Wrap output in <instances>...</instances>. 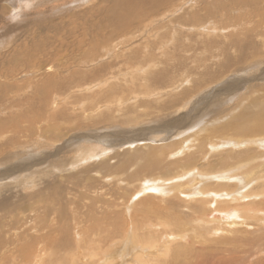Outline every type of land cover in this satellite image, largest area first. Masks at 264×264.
<instances>
[{
    "label": "rangeland",
    "instance_id": "1",
    "mask_svg": "<svg viewBox=\"0 0 264 264\" xmlns=\"http://www.w3.org/2000/svg\"><path fill=\"white\" fill-rule=\"evenodd\" d=\"M38 1L0 0V264H264V219L218 218L239 192L264 211V150L228 143L264 101V0H149L97 30L109 0ZM163 144L185 151L143 168Z\"/></svg>",
    "mask_w": 264,
    "mask_h": 264
},
{
    "label": "bare ground",
    "instance_id": "2",
    "mask_svg": "<svg viewBox=\"0 0 264 264\" xmlns=\"http://www.w3.org/2000/svg\"><path fill=\"white\" fill-rule=\"evenodd\" d=\"M36 1V0H35ZM149 0H109V2H110V6H111V4L113 5H116L115 7L116 8H114V9H111L112 10V12L110 13V15H108V16H106V15H103L101 18H100V20H99V22L97 21L95 24H94V28H95V30H97V28L98 27H100V29H103V28H105L106 26H109V25H111V24H117V23H119V21H121L123 18H121V17H125L126 15L128 16V15H130L131 14V12L129 11V9H131V8H133V6H134V10H136V9H140V8H143V7H140L139 8V6H142V5H144V4H146L147 2H148ZM154 1V0H153ZM160 1V0H159ZM37 2H39L38 0H37ZM35 4H36V2H35ZM34 4V5H35ZM39 5V4H38ZM36 6V5H35ZM110 6H109V8H110ZM150 6V5H149ZM152 6V5H151ZM151 6L150 7H148V8H150V9H152L151 8ZM37 7V6H36ZM118 7H121L122 8V13H120L119 12V10H118ZM36 10L40 13L41 12V10H38L37 8H36ZM109 10V9H108ZM111 10H109V11H111ZM144 10V9H143ZM149 10V9H148ZM37 11H36V13H37ZM51 11V10H50ZM55 11V10H54ZM107 11V10H106ZM109 11H108V13H109ZM140 11H142V10H140ZM52 12V11H51ZM50 12V13H51ZM135 12V11H134ZM137 12V11H136ZM135 12V13H136ZM165 12V11H164ZM39 13H38V15H39ZM56 13V12H55ZM107 13V12H106ZM107 13V14H108ZM119 13H120V15H119ZM45 14V13H44ZM52 14V13H51ZM54 14V13H53ZM134 13H133V10H132V15H133ZM138 14V13H137ZM136 14V15H137ZM147 13H145V15H146ZM135 15V16H136ZM139 15H140V12H139ZM105 16V17H104ZM44 17V16H43ZM36 18V17H35ZM34 18V19H35ZM118 25V24H117ZM93 26V25H92ZM119 26V25H118ZM117 28H119V27H117ZM182 44V43H181ZM183 46H184V44H182ZM181 46V45H180ZM41 44H37L36 45V50H34V51H41L42 52V49H41ZM157 47V46H156ZM162 46H160V48H161ZM195 47V46H194ZM150 48V47H149ZM183 48V47H182ZM196 49V48H195ZM195 49H192V50H195ZM157 50H158V47H157ZM200 50V49H199ZM156 51V50H155ZM184 51V50H183ZM185 51H187V49H185ZM219 51H220V49H219ZM144 52V51H143ZM187 52H189V51H187ZM198 51H197V49H196V53H197ZM221 52V54H223L224 53V51L222 50V51H220ZM48 53V52H47ZM145 53V52H144ZM153 53H155V52H153ZM18 54H22V57L23 58H21V60L23 59L24 60V62H26V64H25V66H31L32 64H33V57H34V55H35V53L34 52H32V56L28 53V51L26 50L25 51V49H24V51L22 52V53H18V52H15L14 53V56L13 57H11V62L14 64V65H16V64H18V62L20 61V59H19V61H17V59L19 58L18 56H21V55H18ZM51 54V53H50ZM179 54V53H178ZM204 54H205V52L203 51L201 54H200V64L202 63V61H203V56H204ZM143 55V54H142ZM145 55V54H144ZM143 55V56H144ZM188 55V53H186V56ZM24 57L26 58V60L24 59ZM48 58V57H47ZM150 58V57H149ZM148 58V59H149ZM181 58V57H180ZM202 58V59H201ZM152 61L151 62H149V66L150 65H156V63H157V58H155L154 56H152ZM198 60H199V58H198ZM161 61V60H160ZM21 62V61H20ZM23 62V61H22ZM21 62V63H22ZM166 62V61H165ZM20 63V64H21ZM142 63V62H141ZM168 64H170V62L168 61L167 62ZM19 64V65H20ZM140 64V63H139ZM167 64V67L169 66ZM52 67V66H51ZM51 67H49V69H51ZM155 67V66H154ZM147 68V67H146ZM166 68V67H165ZM164 68V69H165ZM181 68H182V66H181ZM208 68V67H207ZM197 69V70H196ZM198 69H199V67H193L192 69H189V68H187V66H186V68H185V71H187V72H189L190 71V73L191 72H193V71H196V72H199L200 73V71H198ZM193 70V71H192ZM183 73V72H182ZM194 74V73H193ZM193 74H192V76H193ZM156 75V74H155ZM154 75V76H155ZM55 76V75H54ZM154 76H152L151 78L153 79L154 78ZM184 76V75H183ZM188 76H190V75H188ZM192 76H190V77H192ZM207 76V75H206ZM156 77V76H155ZM162 77V74L159 76V77H156V79L157 80H155V84H157V82L158 81H160L161 78ZM194 77V76H193ZM186 78V81H187V79H188V77L186 76L185 77ZM49 83H51V81H52V78L51 77H48L47 79H46ZM154 81V80H153ZM152 81V82H153ZM131 82V81H130ZM147 83V82H146ZM144 84V83H142L141 85H147L148 86V84ZM6 85V84H5ZM120 85H123L122 83L120 84ZM129 85H131V84H129ZM153 85V84H152ZM151 85V86H152ZM137 86V85H136ZM138 87V86H137ZM117 88V87H116ZM128 88V87H127ZM9 89V88H8ZM119 89V88H118ZM120 89H122L123 90V87H121ZM140 89V88H139ZM127 91V90H126ZM123 92H125V90H123ZM130 93H131V91H129ZM140 92H144L145 93V90L144 89H142V87H141V91ZM31 93V92H30ZM114 93H118V92H115L114 91ZM151 93V92H150ZM125 94V93H124ZM141 94V93H140ZM191 94V91L187 88V89H185V91L183 92V94H180V96L178 95V97L177 98H175L176 100L178 99V101H182L183 99H185V98H188V96ZM152 95V94H151ZM20 96V95H19ZM118 96V95H117ZM141 96H142V94H141ZM111 97V96H110ZM116 97V96H115ZM129 98V97H128ZM109 99V98H108ZM112 101V100H111ZM120 101H121V99H120ZM126 101V100H125ZM259 101V100H258ZM113 102V101H112ZM117 102V101H116ZM18 104H19V101L17 102ZM21 103V102H20ZM118 103V102H117ZM176 103V102H175ZM175 103H173L172 105H174ZM255 104V106H258V108H257V110L255 109V112L253 113V112H249L248 114H247V119L246 120H243V117H239L238 119L239 120H243L245 123H246V125L245 124H243V125H236L237 126V129L239 130V132H240V134L239 135H241V136H245V137H248V138H246L245 140H237V141H235V143H233V142H230L229 140V142L227 141V139L229 138H227V139H224L223 140V138H221L220 139V142L222 143H229V145L231 144V145H234L235 147H237V146H241V147H247V146H249V145H257V147L255 148V146H254V148L255 149H257V148H262V150H264V101L262 102H255L254 103ZM12 105V104H11ZM145 104H141V107H143ZM171 105V104H170ZM16 107V106H15ZM18 108H20L19 106H18ZM136 108V107H135ZM170 108V107H169ZM144 109V108H143ZM17 110V109H16ZM167 110V109H166ZM206 128V127H205ZM205 130V129H204ZM203 131V130H202ZM201 131V132H202ZM200 132V131H199ZM199 132H197V133H199ZM204 132V131H203ZM196 133V134H197ZM18 135V134H17ZM227 135V134H226ZM193 136V135H192ZM195 136V135H194ZM1 138H3V137H1ZM191 139L189 140V138L187 139V140H189L190 142H192V137H190ZM220 138V137H219ZM232 139H233V137H232ZM186 140V141H187ZM196 140V139H195ZM222 140V141H221ZM226 140V141H225ZM186 141H182L181 143H182V145L186 142ZM205 141V140H204ZM233 141H234V139H233ZM190 142L186 145V146H190ZM219 142V141H218ZM204 144L205 143H201V149H205L204 148ZM216 145L218 144V143H215ZM220 145V144H219ZM185 145L184 146H182V148L183 147H186ZM150 147V150L149 151H151L149 154H147V155H145L144 157H146V159L144 160V166H143V168L145 167L146 168V166L148 165V163H149V165L151 166V168L152 167H155V166H157L158 168H160L161 167V165H163L164 164V162H165V160L167 159V157L169 156V154L172 156V158H175L176 156H178V155H182L183 153H184V151H185V148H183V149H180V148H178V146L177 147H175V148H173V149H170L169 150V146H164V144H163V146H159V147H154V146H149ZM250 147V146H249ZM210 148H212V149H216V147H210ZM188 149H190V148H187V150ZM212 149L210 150V151H212ZM250 149V148H249ZM91 151H86V152H84V153H82V152H80V154H79V157H78V159H77V161L79 160V161H81V160H84V161H86V160H88L89 158H92V157H94L93 155V149H90ZM247 150H248V148H247ZM209 151V152H210ZM148 152V151H147ZM249 153V152H248ZM250 154H252L251 152H250ZM143 155V152H141V151H136L135 153H134V155L132 154V156H134V158H135V160L137 159V158H139V157H141ZM246 155V154H245ZM255 154H253V156H254ZM97 156V155H96ZM95 156V157H96ZM257 156V155H256ZM133 158V159H134ZM253 158H255V156L254 157H252V159ZM262 158V157H261ZM131 159V158H130ZM133 159H131V160H129V164H131V161L133 160ZM141 159V158H140ZM197 159V158H196ZM249 159V158H248ZM259 159V158H258ZM256 160H257V158H256ZM260 160V159H259ZM258 161V160H257ZM248 162V161H247ZM255 162V161H254ZM78 163V162H77ZM250 164V163H249ZM187 165V168L189 167L190 168V166H188V164H186ZM191 165V164H190ZM160 166V167H159ZM185 166V165H184ZM146 170V169H145ZM183 170V169H182ZM172 171H174V170H172ZM184 171V170H183ZM186 172V171H185ZM191 172V171H190ZM212 172V171H211ZM210 172V173H211ZM225 172V171H224ZM166 173V172H165ZM165 173H163V175L165 174ZM174 173H175V171H174ZM188 173V172H187ZM194 173V172H193ZM195 173H198V172H195ZM177 174V173H176ZM181 174V173H180ZM183 174V173H182ZM227 174V173H226ZM166 175H167V173H166ZM169 175H170V173H169ZM169 175H167V176H165V177H161V178H150L151 180H150V182L148 183L149 185L150 184H156V183H158V184H164L165 183V181L166 180H164V179H166V177H168ZM178 175V174H177ZM190 175V174H189ZM192 175H194V174H192ZM198 174H196V176H197ZM209 175V174H208ZM219 175V174H218ZM171 176V175H170ZM195 175H194V178L196 177ZM219 176H224L225 177V173H223V174H220ZM182 178H184V176H181ZM191 177V176H190ZM205 177H207V176H205ZM209 177V176H208ZM226 177H228V176H226ZM170 178V177H169ZM174 178H177V177H175L174 176ZM173 178V179H174ZM179 178H180V176H179ZM188 178H189V176H188ZM187 178V179H188ZM197 178V177H196ZM198 178H199V176H198ZM197 178V179H198ZM193 179V178H192ZM191 179V180H192ZM224 179V178H223ZM227 179H229V178H227ZM184 180V179H183ZM196 180V179H195ZM208 180H209V178H208ZM232 180V179H231ZM189 181V180H188ZM187 181V182H188ZM168 182H169V180H168ZM179 182V181H178ZM186 182V183H187ZM196 182V181H195ZM208 182H210V181H208ZM221 182V181H220ZM220 182H218V183H220ZM248 182H250V180L249 181H247V180H242L241 179V181H240V183H238V185H239V189L238 190H242V188L241 187H243V186H246V185H248ZM212 183V182H211ZM225 183H227V182H225ZM230 183V182H229ZM232 183V182H231ZM228 184V183H227ZM147 185V183H144V186H146ZM185 185V184H184ZM187 185H188V183H187ZM210 185V184H209ZM231 185V184H230ZM233 185H237V183H235V184H233ZM237 185V186H238ZM201 186V185H200ZM214 186V185H213ZM219 186V189L221 190V189H226V188H230L228 185H224V183L222 182V183H220L219 185H217V186H215V187H218ZM194 187V186H193ZM204 187V186H203ZM235 187V186H234ZM251 188V187H250ZM168 189H169V187H168ZM209 189H212V188H209ZM213 189H215L214 187H213ZM204 190V189H203ZM206 190V189H205ZM149 191V190H148ZM165 191H166V189H165ZM168 191V190H167ZM250 191V190H249ZM239 192V191H238ZM244 192H246V191H244ZM199 193V192H198ZM247 193H248V189H247ZM247 193H245V194H247ZM259 193H262V192H259ZM257 195V194H256ZM255 195V196H256ZM259 195V194H258ZM257 195V198L259 197ZM237 196L239 197V198H242V199H246V197H244V196H242V194L239 192V193H236V196H233L231 199H225V200H223L222 201V203H220V205H222V206H220V208L222 209V211L221 212H219L218 213V218H220L221 220L222 219H224V218H226V219H229V220H231V219H235V217H239V215H240V211L242 212H244V215H246V216H244V218H246V217H248L247 215L249 214V215H254V216H251L250 218H255V219H258V221H259V219H264V211H262V210H260V204H258V202L256 201V199H254L253 201H250V202H244V203H246L244 206L243 205H241V203H242V201L241 200H239L238 201V198H237ZM209 198V197H208ZM195 199V198H194ZM204 199H206V198H204ZM259 199V198H258ZM226 200H228V201H226ZM194 201V200H193ZM196 202H197V200H195ZM207 201V200H206ZM192 203V202H191ZM195 203V202H194ZM205 204H206V202H204ZM208 203V202H207ZM203 204V203H202ZM230 204V205H229ZM197 205H198V202H197ZM204 205V204H203ZM202 205V206H203ZM207 205V204H206ZM205 205V206H206ZM239 205V206H238ZM194 207V206H193ZM207 207V206H206ZM210 207V206H209ZM204 208V207H203ZM208 208V207H207ZM202 209V208H201ZM204 210V209H203ZM208 210V209H207ZM210 211V210H209ZM198 212V211H197ZM208 212V211H207ZM193 214V213H192ZM191 214V215H192ZM196 215H198V214H196ZM196 215H194L193 214V216H196ZM202 216V215H201ZM211 217V216H210ZM224 217V218H223ZM186 218V217H185ZM203 219L205 218V215H203V217H202ZM196 220L195 221H197V218H195ZM213 219V218H212ZM226 219H224V220H226ZM246 219H248V218H246ZM183 220H185L184 218H183ZM186 220H188V219H186ZM185 220V221H186ZM189 220L191 221V218H189ZM200 220H201V217H200ZM205 220H206V218H205ZM177 221V220H176ZM198 221H199V219H198ZM202 221H204V220H202ZM202 221H199L198 222V224L200 225V226H202V224H200ZM209 221V220H208ZM188 222V221H187ZM212 222V221H211ZM210 222V223H211ZM218 222V221H217ZM233 222V223H232ZM232 222H230L229 224H228V226L230 225V226H232V227H234V226H237V225H241L240 223H244V221H242V222H240V220H233ZM173 223V222H172ZM185 224H186V222H184ZM196 223V222H195ZM206 224H207V222H205ZM209 223V222H208ZM197 224V223H196ZM197 224V225H198ZM174 225V224H173ZM210 225V224H209ZM172 226V225H171ZM178 226V225H177ZM182 226V225H181ZM204 226V225H203ZM237 227H240V226H237ZM182 228V227H181ZM183 228H184V225H183ZM197 229H199L198 227H196ZM206 228H209V227H206ZM235 228V227H234ZM173 229V228H172ZM185 230L186 229H188V226L186 227V228H184ZM203 229V228H202ZM137 230V229H136ZM184 230V231H185ZM210 230V229H209ZM212 230V229H211ZM239 230V229H238ZM187 231V230H186ZM198 231V230H197ZM173 232V231H172ZM194 232V231H193ZM203 232V231H202ZM209 232V231H208ZM135 233V232H134ZM138 233V232H137ZM178 233V232H177ZM204 233V232H203ZM202 233V234H203ZM207 233V231H205V233L204 234H206ZM200 234H201V232H200ZM134 235V234H133ZM145 235V234H144ZM144 235H143V239H145V237H144ZM193 235H195L194 233L192 234V236ZM136 236H140V235H136ZM161 236V235H160ZM129 237V236H128ZM135 237V236H134ZM202 237V236H201ZM203 237H205V235H203ZM202 237V238H203ZM150 238V237H149ZM152 238V237H151ZM154 238V237H153ZM152 238V239H153ZM194 238H196V237H194ZM122 239V238H121ZM134 239H137V237H135ZM139 239V238H138ZM137 239V240H138ZM142 239V238H141ZM196 239H198V238H196ZM205 239V238H204ZM204 239H202L201 240V242H203V240ZM209 239V238H208ZM140 240V239H139ZM149 241H151V239H148ZM159 240V239H158ZM205 240H207V239H205ZM192 241V240H191ZM196 241V240H195ZM93 242V241H92ZM127 242V241H126ZM138 242V241H137ZM152 242V241H151ZM156 242V241H155ZM154 242V243H155ZM200 242V241H199ZM198 241H197V243H199ZM204 242H206V241H204ZM203 242V243H204ZM142 243V242H141ZM146 244H147V242H146ZM195 244V242L193 243V245ZM97 245V244H96ZM109 245V244H108ZM117 245V244H116ZM116 245H114L115 247H116ZM149 246L151 245V244H148ZM114 246H112L113 248H114V251L113 252H110V253H108V257L110 258H114L113 256H115V257H117V255H120L121 254V252L122 251H120V249H119V247L117 246V248H115ZM124 246V245H123ZM195 246V245H194ZM197 246V245H196ZM111 247V249H113ZM177 247H179V246H177ZM182 247V246H181ZM190 247V246H189ZM194 248V247H193ZM199 248H201L200 246L198 247V249ZM106 249V248H105ZM104 249V250H105ZM110 249V247H109V250H111ZM203 249V248H202ZM175 250V249H174ZM182 251H183V249H181ZM93 251V250H92ZM96 251H97V249H96ZM95 250H94V252H91V253H95L96 252ZM106 252H108V247H107V249L105 250ZM104 251V252H105ZM178 251H180L179 250V248H178ZM177 251V252H178ZM186 251V250H185ZM191 251V250H190ZM78 252V251H77ZM88 252V251H87ZM101 252V251H100ZM100 252H97V253H100ZM202 252V251H201ZM96 253V254H97ZM176 253V252H175ZM179 253V252H178ZM102 254V253H101ZM187 254V253H186ZM192 254H194V253H192ZM202 254H203V252H202ZM89 255H92V254H90L89 253ZM94 255V254H93ZM98 255V254H97ZM96 255V256H97ZM106 255H107V253H106ZM177 254H175L174 256H176ZM179 255V254H178ZM177 255V256H178ZM181 256L183 255V254H180ZM179 255V256H180ZM189 255H190V253H189ZM200 255V254H199ZM204 255V254H203ZM95 255L93 256L94 258L96 257ZM103 256V255H102ZM121 256V255H120ZM186 256V255H185ZM194 256V255H193ZM93 257L92 256H90V258H92L93 259ZM184 257V256H183ZM190 257V256H189ZM198 257V256H197ZM205 257V256H204ZM108 258V259H109ZM118 258V257H117ZM201 258H203V256L201 257ZM177 259V258H176ZM179 259H181V257L179 258ZM237 259H239V258H237ZM218 260V259H217ZM102 261V260H101ZM113 260H111V262H112ZM115 261V260H114ZM176 261V260H175ZM206 261V260H205ZM108 262H109V260H107V263L106 264H108ZM207 262V261H206ZM211 262V261H210ZM215 262V261H214ZM213 262V263H214ZM99 263H101V262H99ZM176 263V262H175ZM208 263V262H207ZM197 264H199V262L197 263ZM201 264V263H200Z\"/></svg>",
    "mask_w": 264,
    "mask_h": 264
}]
</instances>
